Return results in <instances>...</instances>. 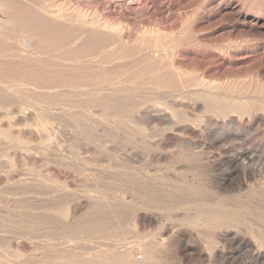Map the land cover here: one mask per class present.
<instances>
[{"label":"rangeland","instance_id":"rangeland-1","mask_svg":"<svg viewBox=\"0 0 264 264\" xmlns=\"http://www.w3.org/2000/svg\"><path fill=\"white\" fill-rule=\"evenodd\" d=\"M231 1L237 17L227 21L230 10L222 7L216 24L198 33L207 46L187 47L181 58L190 66L193 58L199 74L215 64L222 80L264 83V0ZM230 40L241 49L222 58L212 46ZM163 122L139 130L118 123L60 125L50 131L51 140L38 134L25 139L28 145L16 142V129L0 136L6 141L0 144V264H119V252L141 262L147 244L163 237L166 247L154 255L167 264H253L257 251L249 234L264 236V119L226 131ZM244 150L255 153L246 168L233 161ZM137 215L152 221L139 222ZM216 216L243 219L252 228L188 226L206 219L212 224ZM212 238L228 263L208 258Z\"/></svg>","mask_w":264,"mask_h":264},{"label":"bare ground","instance_id":"bare-ground-1","mask_svg":"<svg viewBox=\"0 0 264 264\" xmlns=\"http://www.w3.org/2000/svg\"><path fill=\"white\" fill-rule=\"evenodd\" d=\"M178 1L0 0V121L6 124V128L0 124V136L16 129V142L28 145L27 141L38 134H46L51 140L50 131L60 125L67 129L118 123L139 130L166 121L187 130L202 131L214 126L226 131L246 122L263 121L261 80L256 78L247 86L222 80L215 64L199 74L200 68L192 66L193 58L191 66L181 58L187 47L207 46L198 39V33L202 27L216 24L222 7L230 10L227 21L237 17L232 1L193 0L192 5L188 0ZM245 1L242 3L247 5ZM237 20L240 22L239 16ZM176 24L180 28L174 32ZM240 45L231 41L212 47L226 58L241 49ZM121 114L123 118H118ZM2 141L1 138L0 144ZM4 144L6 141L1 145ZM253 154L250 150L238 152L233 161L246 168ZM217 217L212 224L201 219L204 224L193 221L188 226L229 232L238 225L251 224L243 219ZM136 220L152 221V217L137 215ZM249 235L257 251L253 249L252 263L264 264V236L259 232ZM163 238L147 244L145 251L141 249L145 252L141 262L126 256V249L125 255H115L116 260L119 264H167L154 255L166 247ZM218 244L214 238L208 242V258H224L228 263L229 257L215 247Z\"/></svg>","mask_w":264,"mask_h":264}]
</instances>
